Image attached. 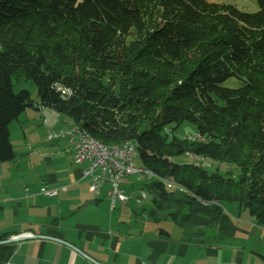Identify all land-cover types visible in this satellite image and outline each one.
Returning <instances> with one entry per match:
<instances>
[{
    "label": "trees",
    "instance_id": "1",
    "mask_svg": "<svg viewBox=\"0 0 264 264\" xmlns=\"http://www.w3.org/2000/svg\"><path fill=\"white\" fill-rule=\"evenodd\" d=\"M257 12L209 0H0V163L17 157L11 125L39 103L107 145L138 144L140 167L156 175L155 222L173 179L189 212L167 213L184 237L214 228L221 241L238 226L224 203L264 227V0ZM14 77L32 81L14 88ZM235 78L239 87L226 86ZM191 123L197 137L179 136ZM191 156L233 163L210 171ZM162 200V201H161ZM166 218V217H165ZM159 233L171 237L159 227ZM9 233L0 240L10 238ZM12 244L0 245L4 264Z\"/></svg>",
    "mask_w": 264,
    "mask_h": 264
},
{
    "label": "crops",
    "instance_id": "2",
    "mask_svg": "<svg viewBox=\"0 0 264 264\" xmlns=\"http://www.w3.org/2000/svg\"><path fill=\"white\" fill-rule=\"evenodd\" d=\"M29 109L15 121L23 118L22 122L32 123L35 140L27 141L31 133L26 128L20 146L33 162L26 164L23 175L9 165L7 174L0 176V235L40 237L12 243L7 264H220L209 257L218 251L212 244L216 236L208 229L197 228L204 230V236L192 240L184 236L177 240L167 229L171 234L167 238L159 233L161 220L155 222L147 210H138L139 199L131 206L127 205L131 199H118L113 207L108 183L100 186L99 193L92 192V179L84 175L87 163L74 158L77 140L50 138L75 127L73 121L39 103ZM61 187L67 190L54 197L42 193L44 188ZM157 217L161 219L160 213ZM191 246L192 253L196 248L199 254L189 258ZM252 260L244 262L239 255L235 264H252Z\"/></svg>",
    "mask_w": 264,
    "mask_h": 264
},
{
    "label": "rangeland",
    "instance_id": "3",
    "mask_svg": "<svg viewBox=\"0 0 264 264\" xmlns=\"http://www.w3.org/2000/svg\"><path fill=\"white\" fill-rule=\"evenodd\" d=\"M209 1L234 4L238 8L246 12H257L260 9L257 0H209ZM225 85L229 87H239L242 85V82L235 78H231L226 82ZM14 88L15 91L17 92H19L22 89H28L31 92L33 99L36 102H39L38 88L32 81L26 80L25 78L14 77ZM30 110L31 109H29L28 111ZM22 121L23 118L22 120H20V122L15 121L11 126V133H12L11 138H12L13 146L15 144L14 149L17 154V157L14 161L0 164V176L2 174L4 175L7 174L6 167H9V165H11L10 169L14 170L15 172H18L20 175H23L27 170L26 164L28 162H33L32 157L29 156V153H27L24 146L23 145L20 146L21 140L23 142L25 140V135L23 133L26 131L25 129L28 128L27 132L29 131L30 133L33 130L32 123L30 122L24 123ZM35 136H36L35 133H31L27 141L29 143L30 141L33 142L35 140ZM179 136H181L184 139L187 138L193 140L194 138L197 137L196 129L191 123L185 122L179 129ZM175 159L176 161L179 162H192V161L197 162L206 169H209L210 171H214L217 169L222 173L231 171L235 177L239 176L240 174L239 168L233 163H217L215 161H210L206 159L196 160L189 155L176 157ZM136 162L139 165L138 160H136ZM17 164L19 165L18 167ZM128 180H129L128 183L126 184H124V182L122 183V189L124 190L125 194L128 195L131 199L130 202L127 203V205L131 206L133 201L135 202L136 200L141 198L142 193L145 192L147 197L145 198V200L142 201L138 200L139 201L138 210H147L146 212H148L149 217H151V209L153 207V194L149 192L145 186L149 181L148 177L145 174H133L130 176V178H128ZM168 189L174 191L176 190L178 194L173 193L171 194V196L170 194H168V196H166L167 198L166 200L163 201L161 200L162 206L161 209L158 211V213H160V217L162 221L160 227H164L170 230L173 237L177 240H180L184 236L182 234V229L179 226H177L170 218L163 219V217L167 215V213L171 210L179 211L183 209V213L189 212L188 206L183 205L185 196L188 192H186L185 189L181 190L175 187ZM224 207L225 210L233 218L235 224L238 226V231L232 237L225 238L221 241H218V243L217 240L214 243H212L213 245L214 244L217 245L215 249H217L218 254L216 255L214 254L209 257L212 259L214 258V260L215 259L218 260L220 264H235L238 256L243 255L244 262H246L248 258H251L253 259L252 264H264V260L257 255L260 254L261 256H264V227H261L256 224L249 210L240 209L237 204L231 202L224 203ZM181 213L179 211V215ZM208 231L213 237L217 236L218 232L214 228H208ZM194 251L195 252L192 253V246H191L189 258L192 257V254H196V255L199 254L198 249L195 248Z\"/></svg>",
    "mask_w": 264,
    "mask_h": 264
},
{
    "label": "built area",
    "instance_id": "4",
    "mask_svg": "<svg viewBox=\"0 0 264 264\" xmlns=\"http://www.w3.org/2000/svg\"><path fill=\"white\" fill-rule=\"evenodd\" d=\"M64 136H70L77 140L75 145V161L79 164L87 163L84 175L92 179L90 189L94 193H99L102 184L110 185V199L114 207L118 199L128 201L130 197L122 189V183L133 174H146V171L137 167L135 151L133 148L125 145L123 149L100 148L95 145H89L87 134L80 132L73 127L67 131L59 130L53 133L50 138L56 139ZM148 179L149 176H147ZM166 185V184H165ZM185 188L183 187V190ZM59 190H67V187L55 189H42V193L50 197L58 195ZM186 190V189H185ZM187 191V190H186ZM146 193L143 192L139 201L145 200ZM4 264H7L6 262Z\"/></svg>",
    "mask_w": 264,
    "mask_h": 264
},
{
    "label": "bare ground",
    "instance_id": "5",
    "mask_svg": "<svg viewBox=\"0 0 264 264\" xmlns=\"http://www.w3.org/2000/svg\"><path fill=\"white\" fill-rule=\"evenodd\" d=\"M87 140H89V145H95L98 146L100 148H107V149H123V147L125 145H128L129 147L133 148L135 151V157L138 158L139 152H138V144L135 141L132 140H127L124 141L123 143L119 144V145H107L104 144L98 140H96L95 138H93L91 135L87 134ZM137 167H140L137 165ZM141 169L146 171L147 176H149V178H154L156 175L154 174L153 171H151L148 168H142ZM164 184H166V186L168 188H172L175 187L177 189H181L183 190V186L178 185L173 179H169V180H163Z\"/></svg>",
    "mask_w": 264,
    "mask_h": 264
},
{
    "label": "water",
    "instance_id": "6",
    "mask_svg": "<svg viewBox=\"0 0 264 264\" xmlns=\"http://www.w3.org/2000/svg\"><path fill=\"white\" fill-rule=\"evenodd\" d=\"M37 237H40V236L30 235V234L15 235V236H12L6 240H0V245L12 244L14 242H19V241H22V240L27 239V238H37ZM44 238H48V237H44Z\"/></svg>",
    "mask_w": 264,
    "mask_h": 264
}]
</instances>
